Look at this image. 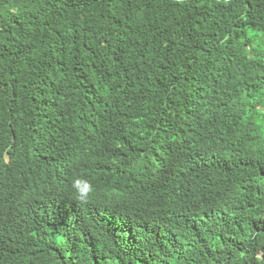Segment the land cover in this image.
Returning <instances> with one entry per match:
<instances>
[{"label":"trees","instance_id":"trees-1","mask_svg":"<svg viewBox=\"0 0 264 264\" xmlns=\"http://www.w3.org/2000/svg\"><path fill=\"white\" fill-rule=\"evenodd\" d=\"M0 264H264V0H0Z\"/></svg>","mask_w":264,"mask_h":264},{"label":"clouds","instance_id":"clouds-1","mask_svg":"<svg viewBox=\"0 0 264 264\" xmlns=\"http://www.w3.org/2000/svg\"><path fill=\"white\" fill-rule=\"evenodd\" d=\"M72 188L75 192L74 199L78 205L87 204L93 193V186L85 179L76 178L72 182Z\"/></svg>","mask_w":264,"mask_h":264}]
</instances>
